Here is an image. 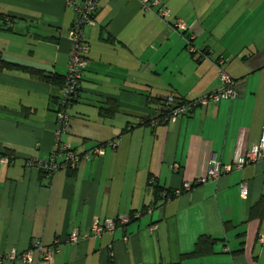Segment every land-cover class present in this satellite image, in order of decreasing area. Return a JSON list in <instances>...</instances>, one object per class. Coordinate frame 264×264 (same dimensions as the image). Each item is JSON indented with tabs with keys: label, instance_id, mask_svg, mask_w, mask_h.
Segmentation results:
<instances>
[{
	"label": "crops",
	"instance_id": "1",
	"mask_svg": "<svg viewBox=\"0 0 264 264\" xmlns=\"http://www.w3.org/2000/svg\"><path fill=\"white\" fill-rule=\"evenodd\" d=\"M69 1L81 0H0V158L10 160L0 163V253L39 241L55 247L52 264H264V158L207 177L211 161L236 164L264 133V0H158L150 9L139 0H99L84 28L89 63L58 136L66 34L76 17ZM164 9L169 16L161 18ZM188 36L206 59L188 51ZM219 58L235 98L147 123L168 96L218 90ZM112 141L116 147L74 170L46 175L26 165L59 146L85 154ZM184 184L193 187L155 201L153 187ZM123 215L130 221H116L112 232L67 242L94 220ZM200 238L212 240L210 252L186 257ZM28 264H40L37 250Z\"/></svg>",
	"mask_w": 264,
	"mask_h": 264
},
{
	"label": "built area",
	"instance_id": "2",
	"mask_svg": "<svg viewBox=\"0 0 264 264\" xmlns=\"http://www.w3.org/2000/svg\"><path fill=\"white\" fill-rule=\"evenodd\" d=\"M144 7L150 9V6H157L159 4L158 0H139ZM75 8L76 17L73 22L72 27L67 32L66 37L70 42V52H69V63L67 68V73L64 78V84L61 90V97L59 101V111L57 112V130L56 134L59 136L65 132L68 128L69 117L67 114V109L70 107V102L76 97V91L80 89V81L83 71L88 65V45L85 40L84 28L87 25L93 23L94 16L96 13L97 5L99 0H81L80 2L69 1ZM169 16L167 10H162L160 13L161 18H166ZM177 28L184 29L183 25L179 22L173 24ZM193 36L186 37V47L188 51L195 56L198 61H202L207 58L204 52L198 51L192 44ZM224 61L219 58L215 65L220 70V88L213 93L204 95L202 97L184 101L182 99L176 98L174 96H168L161 102H158L152 113V116L148 120V124L152 127L164 124L169 121H176L181 116H184L198 107H206L209 103H217L222 99L231 100L237 96L236 82L222 70ZM59 138V137H58ZM105 147H116V142L112 141L104 146H98L90 150L85 154H78L69 147L59 146L52 152L50 157L46 160L40 159H28L26 165L35 168L46 175H50L58 170H74L78 163L81 161H89L90 157L93 155H102L104 153ZM264 158V133L259 140V142L254 145L247 154L240 158L239 161L230 166L222 165L216 161H211L208 170L207 177L216 179L222 174H227L233 169L242 168L248 163H255L257 160ZM10 160L8 158H0V163H8ZM204 181V180H203ZM191 189V185L184 184L181 190H174L173 195L175 197L179 196L182 192ZM247 191L245 186L242 185L241 196L245 197ZM165 198V194H162ZM169 198L166 199V201ZM154 206H149L144 210L145 213H152ZM141 213L133 214V218H139ZM116 221L126 224L130 221L128 216H119L116 220H105L100 223L98 220H94L80 238L77 232H72L68 237L67 242L75 244L79 239H86L92 235L100 236L105 232H112L116 228ZM156 226H152V230ZM32 250H28L23 253H18L15 250H11L7 253H0V264L5 262H16L20 261L23 264H28L32 260V251L37 250L39 253L40 264H52V260L56 249L54 246L44 247L41 242L35 241L32 243Z\"/></svg>",
	"mask_w": 264,
	"mask_h": 264
},
{
	"label": "trees",
	"instance_id": "3",
	"mask_svg": "<svg viewBox=\"0 0 264 264\" xmlns=\"http://www.w3.org/2000/svg\"><path fill=\"white\" fill-rule=\"evenodd\" d=\"M12 65L11 64H8V63H6V62H2V67H4V68H7V67H11ZM37 75H38V77L40 78V79H42V80H44V81H50L49 80V76H45L42 72H39V71H37V72H35ZM64 78H65V76H64ZM64 78H63V81H62V87H63V84H64ZM62 90V89H61ZM78 92H79V90H77L76 91V97L74 98V99H72L71 100V102H70V107L67 109V110H69L70 108H71V106L73 105V103L77 100V97H78ZM175 97V96H174ZM176 98H179V97H176ZM179 99H182V100H184V101H187L186 99H183V98H179ZM60 104H59V102H58V104H57V111L56 112H58L59 111V106ZM68 112V111H67ZM68 114V113H67ZM68 117H69V115H68ZM105 144H103V145H101V146H104ZM10 155H11V152L9 151V150H6V152L3 154V156L5 157V156H8L9 158H11L10 157ZM41 172V171H40ZM42 173H44V172H42ZM45 174V173H44ZM193 186H191V188H192ZM154 189H153V192H154V196H155V201H158V200H162V201H166V199L167 198H169V199H173V198H175V196L173 195V193H174V190H165V189H161V188H158V187H153ZM165 194V198L164 197H162V194ZM183 193V192H182ZM181 193V194H182ZM262 202H264V198H262V200H260V205L258 204V206H261V203ZM255 215V214H254ZM262 216V215H261ZM210 239H205V238H200L198 241H197V243L195 244V248H194V251L191 253V254H188V255H186V257H188V256H196V255H204V254H207V253H209L210 252V247H207V244H209V242L211 243L212 242V240H210ZM183 257H185V256H183Z\"/></svg>",
	"mask_w": 264,
	"mask_h": 264
},
{
	"label": "rangeland",
	"instance_id": "4",
	"mask_svg": "<svg viewBox=\"0 0 264 264\" xmlns=\"http://www.w3.org/2000/svg\"><path fill=\"white\" fill-rule=\"evenodd\" d=\"M194 56V55H193ZM70 110V109H69Z\"/></svg>",
	"mask_w": 264,
	"mask_h": 264
}]
</instances>
